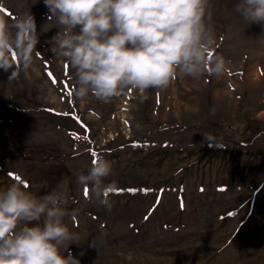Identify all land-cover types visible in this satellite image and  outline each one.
<instances>
[{
	"label": "rangeland",
	"instance_id": "rangeland-1",
	"mask_svg": "<svg viewBox=\"0 0 264 264\" xmlns=\"http://www.w3.org/2000/svg\"><path fill=\"white\" fill-rule=\"evenodd\" d=\"M237 2L210 0L223 76L178 74L163 90L81 102L51 52L58 28L43 0H0V15L31 12L38 33L27 71L9 82L0 70V191L20 181L38 196L63 191L65 223L80 236L65 255L264 264V26L247 25ZM99 157L113 166L111 211L76 182Z\"/></svg>",
	"mask_w": 264,
	"mask_h": 264
},
{
	"label": "clouds",
	"instance_id": "clouds-1",
	"mask_svg": "<svg viewBox=\"0 0 264 264\" xmlns=\"http://www.w3.org/2000/svg\"><path fill=\"white\" fill-rule=\"evenodd\" d=\"M43 2L58 28L49 41L51 52L72 70L78 101L90 96L107 101L129 89L163 90L178 74L199 79L228 70L225 58L213 55L210 0ZM234 10L247 25L264 26V0H238ZM37 43L31 12L0 15V70L11 72L9 82L32 66ZM112 172L111 161L99 157L76 180L109 211ZM67 203L63 191L38 196L23 181L0 191V264H80L70 252L65 255L80 241L65 223Z\"/></svg>",
	"mask_w": 264,
	"mask_h": 264
},
{
	"label": "snow or ice",
	"instance_id": "snow-or-ice-1",
	"mask_svg": "<svg viewBox=\"0 0 264 264\" xmlns=\"http://www.w3.org/2000/svg\"><path fill=\"white\" fill-rule=\"evenodd\" d=\"M85 194H87V190L85 191Z\"/></svg>",
	"mask_w": 264,
	"mask_h": 264
}]
</instances>
